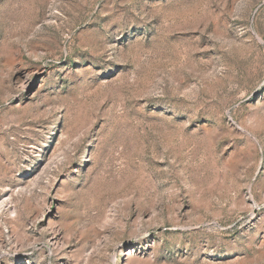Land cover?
I'll list each match as a JSON object with an SVG mask.
<instances>
[{
    "label": "rangeland",
    "instance_id": "374dc122",
    "mask_svg": "<svg viewBox=\"0 0 264 264\" xmlns=\"http://www.w3.org/2000/svg\"><path fill=\"white\" fill-rule=\"evenodd\" d=\"M0 264H264V0H0Z\"/></svg>",
    "mask_w": 264,
    "mask_h": 264
}]
</instances>
